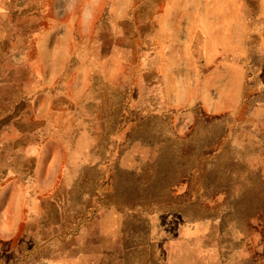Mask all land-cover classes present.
<instances>
[{
  "label": "rangeland",
  "instance_id": "374dc122",
  "mask_svg": "<svg viewBox=\"0 0 264 264\" xmlns=\"http://www.w3.org/2000/svg\"><path fill=\"white\" fill-rule=\"evenodd\" d=\"M107 1L0 0V264H264V0H240L244 70L197 35L196 71L200 7ZM159 15L181 41L155 73Z\"/></svg>",
  "mask_w": 264,
  "mask_h": 264
},
{
  "label": "crops",
  "instance_id": "0c3cea01",
  "mask_svg": "<svg viewBox=\"0 0 264 264\" xmlns=\"http://www.w3.org/2000/svg\"><path fill=\"white\" fill-rule=\"evenodd\" d=\"M167 3H169V6L171 5V7H173L174 5L187 7L189 9L190 8L195 9L197 6L200 7L197 17L195 15H191L187 17L186 31L188 35H187L186 43L184 42L182 43V46L185 48V50H183V53L186 51L184 56H187L188 61L191 62L190 67H189L191 71H196V66L194 64L195 62L193 60V55H192L193 54L192 49L193 47H195V39L197 35L203 37V43L201 45V49H203L202 54L204 55L205 61L207 63H208L207 58L209 56L208 49L211 46H214L216 49V54L213 56L214 58L219 57L221 59L220 67L223 70H230V68H236V70L238 69L244 70V68L240 64L241 62L234 63L230 61V59L232 58L241 59V57L243 58V56L245 55L244 54V44L242 42L244 37H243V32L240 29V27H243L244 25L245 17L243 14V6L241 5L240 0H230V1L214 0L213 1V3H215L219 8L225 9V11L227 12H228V9H230L229 10L230 14L227 15L226 13L224 18L220 16L211 15L210 11L207 9V6L209 5L211 6V2H209L208 0H201V1L198 0L197 3L195 0H186V1L185 0H168ZM219 12L217 13L214 12V15H218ZM193 14H195V11H193ZM165 18L166 17L159 15L157 19H151V21L155 22L154 30L152 32L148 31V34L144 35L143 38L141 39L143 42L148 41V43L151 44V47L150 48L147 47L141 50L140 56L148 55L149 51L150 52L155 51L156 54H158L156 56L161 57V58L158 57L160 60L157 59L155 62V68H154L155 73H158V72L162 73L165 70L164 61H163V56L165 53L164 51H160V50L158 52L156 51V45L159 44V41L164 40V39H166L167 41L168 39L172 40L176 38L179 39V41H181L180 38L177 36L165 38L162 35L163 30L165 28L163 25L166 24ZM177 30H178V27H177ZM225 57L228 60L227 59L223 60ZM161 80H162V77H161ZM48 94L52 96L50 92H48ZM15 101L12 100L11 101L12 104H14ZM50 104L53 106L52 101H50ZM10 182H13V180H11ZM35 182L36 181L33 177H30V178L28 177L27 180H22L21 183L23 184L26 183L27 185L31 183L34 184L36 197L39 200H41V199L50 197L51 194L55 192L56 190H60L63 180L61 179V175L59 173L56 178V181L53 183L52 188L46 191L43 190L42 192L40 191V189H37L35 187ZM30 197L31 195H29L28 198ZM25 215H26V209L23 206L19 208V210L13 215L16 217L15 221L13 222L14 226L11 229L13 235L19 231L21 223L24 221Z\"/></svg>",
  "mask_w": 264,
  "mask_h": 264
}]
</instances>
